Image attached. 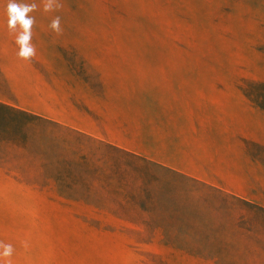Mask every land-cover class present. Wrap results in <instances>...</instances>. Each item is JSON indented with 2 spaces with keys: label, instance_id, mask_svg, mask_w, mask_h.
<instances>
[{
  "label": "rangeland",
  "instance_id": "1",
  "mask_svg": "<svg viewBox=\"0 0 264 264\" xmlns=\"http://www.w3.org/2000/svg\"><path fill=\"white\" fill-rule=\"evenodd\" d=\"M24 2L29 60L0 0V91L34 116L0 141L12 264H264V0ZM183 69L226 128L185 133L158 90Z\"/></svg>",
  "mask_w": 264,
  "mask_h": 264
},
{
  "label": "crops",
  "instance_id": "2",
  "mask_svg": "<svg viewBox=\"0 0 264 264\" xmlns=\"http://www.w3.org/2000/svg\"><path fill=\"white\" fill-rule=\"evenodd\" d=\"M188 72L189 69H183L175 70L169 75H163V86L158 89L160 94L170 99L173 112L178 111L180 117L185 116L188 119L185 124L187 128L185 133L189 135L197 133L198 128L204 127L203 119L205 116L208 120L216 116H219L221 120L224 118V128H226L227 122L225 120L228 117L229 105L226 101L219 100L220 97H218L224 91L217 86L211 88L203 86L201 76ZM0 102L4 104L10 102L1 91ZM180 126H183V123ZM175 127L177 128V125Z\"/></svg>",
  "mask_w": 264,
  "mask_h": 264
},
{
  "label": "clouds",
  "instance_id": "3",
  "mask_svg": "<svg viewBox=\"0 0 264 264\" xmlns=\"http://www.w3.org/2000/svg\"><path fill=\"white\" fill-rule=\"evenodd\" d=\"M55 7H58L57 0H43L45 12H50ZM36 8L37 3H27L24 0H7L5 7L8 29L15 33V44L18 46L16 54L23 60H29L36 54V48L32 43L35 17L30 14ZM49 28L57 34L62 32L60 16H55L50 21ZM14 251L13 244L0 241V264H12Z\"/></svg>",
  "mask_w": 264,
  "mask_h": 264
},
{
  "label": "trees",
  "instance_id": "4",
  "mask_svg": "<svg viewBox=\"0 0 264 264\" xmlns=\"http://www.w3.org/2000/svg\"><path fill=\"white\" fill-rule=\"evenodd\" d=\"M11 113V116L7 115ZM33 114L0 102V141L5 139L6 135H15L21 132L26 123L33 119ZM22 127V128H21Z\"/></svg>",
  "mask_w": 264,
  "mask_h": 264
}]
</instances>
